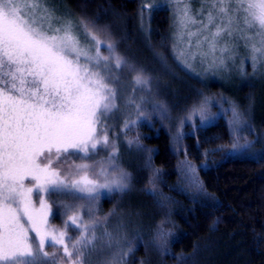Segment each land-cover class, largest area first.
<instances>
[{
	"label": "snow or ice",
	"instance_id": "1",
	"mask_svg": "<svg viewBox=\"0 0 264 264\" xmlns=\"http://www.w3.org/2000/svg\"><path fill=\"white\" fill-rule=\"evenodd\" d=\"M206 4L209 11L200 31L212 27L215 31L197 40L196 51H191V37L199 33H189L192 60L211 58V65L224 66L228 44L219 49L217 45L224 35L234 34L250 46L253 63L264 60V0H206ZM190 11L187 4L178 8L181 28L196 23ZM80 26L92 46L82 43L76 25L56 17L46 0L23 4L0 0V264H57L56 253L46 251V246L61 249L65 264H92L97 241L107 242L101 247L112 246L110 233L97 235L100 221L85 224L80 210H72L64 229L51 226L48 197L70 193L95 201L102 189L129 187V173L118 163L119 150L104 123L117 109L118 78L112 77V68L128 66L135 71L137 87L147 86L149 78L116 55L112 43L104 44L88 22L82 20ZM204 42L207 51L202 49ZM102 45L109 56L101 55ZM100 147H111L107 158L88 162L90 152ZM243 147L247 150L251 145ZM73 152L83 153L84 162L73 163L62 175L54 165L66 162ZM252 158L262 161L264 152ZM69 226L80 229L79 238L68 235ZM106 264L118 262L113 258Z\"/></svg>",
	"mask_w": 264,
	"mask_h": 264
},
{
	"label": "trees",
	"instance_id": "2",
	"mask_svg": "<svg viewBox=\"0 0 264 264\" xmlns=\"http://www.w3.org/2000/svg\"><path fill=\"white\" fill-rule=\"evenodd\" d=\"M141 5V0H69L84 21L115 29L122 47L132 46L133 56L143 49L136 22ZM151 31V42H164L158 51L167 52L169 60L173 50L167 41L171 20L166 8L153 13ZM134 42L139 47L136 51ZM245 86L231 96L243 101ZM190 88L194 92L204 84L175 80L165 97L175 106L174 99L177 103L182 99L174 96L192 97ZM254 92L251 88L255 99L250 102L253 99L250 121L264 135V84ZM233 140L224 118L188 133L178 145L172 131L155 121L141 126L139 152L118 146V158L129 172L131 188L120 198L116 194L105 197L101 208H115L129 216L138 231L147 233L133 252L132 264H264V160L234 153ZM187 162L196 167L192 184L182 177L181 165ZM57 200L68 203L70 197L57 196ZM155 229L167 235L161 252L153 247L155 243L146 244Z\"/></svg>",
	"mask_w": 264,
	"mask_h": 264
},
{
	"label": "rangeland",
	"instance_id": "3",
	"mask_svg": "<svg viewBox=\"0 0 264 264\" xmlns=\"http://www.w3.org/2000/svg\"><path fill=\"white\" fill-rule=\"evenodd\" d=\"M17 2L23 4L24 2H31V0H17ZM141 4V9L139 8L136 12V22L143 49L137 47L142 50V53L139 51L140 53H137V56L134 55L136 58L132 55V46H127L128 48L122 47L121 38L115 29L108 24L103 26L87 21L89 28L104 44L112 43L115 46L116 55L122 57L127 62V65L134 66L136 70H143L144 75L149 78L147 86L137 87L133 82L135 71L128 66H123L119 70L112 68V77L118 78L114 83V87L117 90V109L104 121L107 125V134L110 141L117 148L119 145L122 147L127 146L139 152V130L141 126L152 125L156 121L172 131L178 145L188 133L194 132L199 127L211 124L219 118H224L234 135L232 143L234 153L253 155L262 149L264 147V135L250 121V111L252 112L251 105H253V99H255L254 94L252 93L251 95V88L254 92L258 85L264 84V60L253 63L250 46L246 47L245 40L239 38L238 34H234L232 37L224 35L218 42V49L226 43L229 47V52L223 54L224 66L211 65V58L202 60L200 56H197L195 60L191 59V53L188 48L190 42L189 33H199V35L191 37V51H196L197 40L203 41L205 36L210 35V31H215L214 27L209 31H200L201 22H206L205 17L209 11L206 0H183V3H180V0H141ZM184 4H187L190 8V15L195 18L196 23H188L186 28H181L177 18V11ZM46 5L56 17L64 20L70 19L76 25V31L80 33L81 42L92 46L90 39L85 36L83 28L80 26L84 18L78 17L76 12L69 6V0H46ZM165 8L168 10L171 20V31L167 35L171 38L170 40L168 38L167 41L173 50L170 61L167 60L169 58L167 52L162 55L158 51V47L163 45L164 42H151L152 40L150 39L153 13L156 10ZM239 27L241 29L244 28L243 22H240ZM163 38H166V36ZM132 45L133 47L135 46L134 51H136V42ZM202 49L207 51V42L202 44ZM182 51L184 55H180ZM101 55H110L107 48L103 45L101 47ZM216 55L218 58L221 56L219 51H217ZM109 63L111 65L112 61H109ZM179 71L181 72L180 74ZM183 77L186 81H201L204 84V88H195L193 92L191 89L193 86H191L189 91L192 97L182 98L176 95L174 98H180L182 102H178L180 104L178 105L176 99H174L175 106H172L169 99L165 97V91L171 89L175 80H185ZM236 79L241 80L242 84ZM208 84L215 85V87H210ZM243 84H246V92L243 94L244 100L241 101L231 95L235 89H238ZM142 97L143 99H141ZM251 98H253L252 103H250ZM130 100H134L135 104L130 103ZM137 104L139 109L136 107ZM125 124H127V127H125ZM129 141H133V143L129 145ZM246 144L251 145L247 150L243 147ZM110 151L111 147H100L95 153L90 152V160L88 162L104 160ZM147 154L148 152L144 154V157ZM81 157H83V153L73 152L67 156L66 162L54 166H57L63 175L73 163L84 162ZM117 159L120 166L127 171L122 165L121 158ZM143 161L145 167L147 165L146 158ZM195 169L196 167L188 162L181 165L182 177L191 184L196 180L197 172H195ZM25 183L29 187L32 186L30 181H25ZM130 188L129 176V187L126 190L108 192L102 189L95 201L77 199L70 193L51 195L48 197V202L52 207V214L48 217L49 224L64 229L67 216L72 214V210H80L85 224L91 223L93 219L100 221L96 228L98 236L107 232L113 237L111 247H101L106 245L107 242L103 240L97 241V251L92 252L90 257L92 264H106V262L113 261V258L118 264H132L131 257L133 252L138 250V246L146 239L147 233L143 230L138 231L137 227H135L136 224L133 225L130 222L129 216H123L115 208L104 207L105 210L103 211V205L101 204L105 197L116 194L120 198ZM64 195L70 197V202L66 203L65 201L57 200V196ZM34 200L36 201V206L39 207L38 197L34 196ZM89 208L92 210L91 213H89ZM66 231L73 240L79 238L81 234L80 229L74 226L67 227ZM153 231V234H148L151 236V240L146 241V244L155 243L153 247L161 252L160 245L166 242L167 235L161 229ZM30 235L34 237L35 234L31 233ZM45 250L49 253H56L57 264H65L61 249L46 246Z\"/></svg>",
	"mask_w": 264,
	"mask_h": 264
}]
</instances>
